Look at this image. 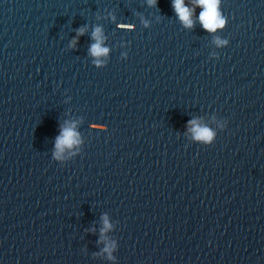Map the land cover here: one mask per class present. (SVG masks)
Segmentation results:
<instances>
[{"label": "water", "instance_id": "1", "mask_svg": "<svg viewBox=\"0 0 264 264\" xmlns=\"http://www.w3.org/2000/svg\"><path fill=\"white\" fill-rule=\"evenodd\" d=\"M184 4L0 0V264H264V0Z\"/></svg>", "mask_w": 264, "mask_h": 264}, {"label": "clouds", "instance_id": "2", "mask_svg": "<svg viewBox=\"0 0 264 264\" xmlns=\"http://www.w3.org/2000/svg\"><path fill=\"white\" fill-rule=\"evenodd\" d=\"M150 3H155V0H149ZM195 4L202 7V11L198 17L204 29L208 31H215L218 27H223L224 19L220 16L218 11L219 0H194ZM172 7L176 12L178 18L186 27L192 26V12L193 9L189 8L184 4V0H172ZM84 32L83 28L77 30L78 35H82ZM92 38L96 41L90 46L89 52L93 56H100L107 52V48L101 47V42L103 40L101 28L96 27L92 32ZM74 43V41H73ZM192 125L191 131L194 134V138L202 141H210L214 133L207 127H200L197 125L196 120H190L188 122ZM76 133L73 131V126L69 125L68 127L61 129V134L56 137L55 141V152L53 155L59 158L60 153L63 151L64 146H71L75 143ZM110 225L106 218H104V228L101 229L103 233L108 229ZM104 251L110 252V248L106 246Z\"/></svg>", "mask_w": 264, "mask_h": 264}]
</instances>
